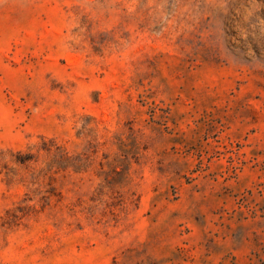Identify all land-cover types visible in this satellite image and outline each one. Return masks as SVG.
Instances as JSON below:
<instances>
[{"label":"rangeland","instance_id":"374dc122","mask_svg":"<svg viewBox=\"0 0 264 264\" xmlns=\"http://www.w3.org/2000/svg\"><path fill=\"white\" fill-rule=\"evenodd\" d=\"M0 264H264V0H0Z\"/></svg>","mask_w":264,"mask_h":264}]
</instances>
